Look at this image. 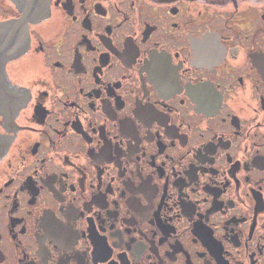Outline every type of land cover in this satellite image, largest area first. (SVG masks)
<instances>
[{"label":"flooded vegetation","instance_id":"obj_1","mask_svg":"<svg viewBox=\"0 0 264 264\" xmlns=\"http://www.w3.org/2000/svg\"><path fill=\"white\" fill-rule=\"evenodd\" d=\"M0 264H264V0H0Z\"/></svg>","mask_w":264,"mask_h":264}]
</instances>
